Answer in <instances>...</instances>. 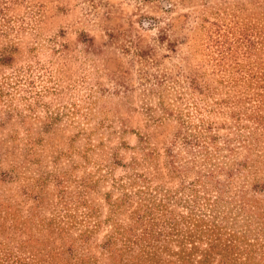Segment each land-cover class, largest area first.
Returning a JSON list of instances; mask_svg holds the SVG:
<instances>
[{"label": "rangeland", "instance_id": "obj_1", "mask_svg": "<svg viewBox=\"0 0 264 264\" xmlns=\"http://www.w3.org/2000/svg\"><path fill=\"white\" fill-rule=\"evenodd\" d=\"M0 264H264V0H0Z\"/></svg>", "mask_w": 264, "mask_h": 264}, {"label": "trees", "instance_id": "obj_2", "mask_svg": "<svg viewBox=\"0 0 264 264\" xmlns=\"http://www.w3.org/2000/svg\"><path fill=\"white\" fill-rule=\"evenodd\" d=\"M166 113L169 114L168 112H165V114ZM177 119H178L179 123H178L177 134H175V135L178 136L182 140L183 143H190V140L193 139L194 142H192V143L197 144L200 136L202 135V137H203L206 135V133L204 135L202 134V132H204L205 130L199 131V129L196 126L190 127L189 123L186 122L184 119H181L180 115L177 116ZM123 199L124 198H122L121 200H123Z\"/></svg>", "mask_w": 264, "mask_h": 264}]
</instances>
